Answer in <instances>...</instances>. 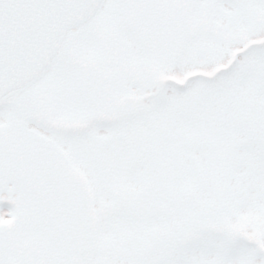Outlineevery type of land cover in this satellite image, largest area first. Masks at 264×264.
<instances>
[{"label":"snow or ice","instance_id":"snow-or-ice-1","mask_svg":"<svg viewBox=\"0 0 264 264\" xmlns=\"http://www.w3.org/2000/svg\"><path fill=\"white\" fill-rule=\"evenodd\" d=\"M0 264H264V0H0Z\"/></svg>","mask_w":264,"mask_h":264}]
</instances>
